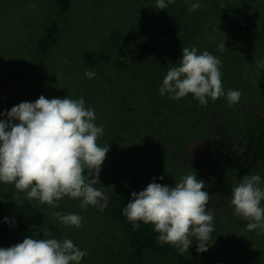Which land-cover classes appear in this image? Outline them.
I'll return each mask as SVG.
<instances>
[{
    "label": "rangeland",
    "instance_id": "374dc122",
    "mask_svg": "<svg viewBox=\"0 0 264 264\" xmlns=\"http://www.w3.org/2000/svg\"><path fill=\"white\" fill-rule=\"evenodd\" d=\"M156 2L70 0L63 10L55 0H0V112L40 95L52 99L58 86L67 85L68 98H83L95 111V123L104 126L97 143L110 148L101 183L94 186L124 204L154 177V182L173 186L194 174L199 158L214 151L222 132L241 143L256 113L264 109V70L257 68V61H264V0H182L165 10L155 9ZM195 2L200 9L188 11ZM220 5L228 7L231 17L221 14ZM53 19L58 30L42 51L38 41ZM233 19L257 22L261 28L239 29ZM115 29L122 34L121 51L109 39ZM184 47H195L198 54L206 50L222 61L225 96L215 102L209 98L207 107L191 94L180 100L160 95L163 78L169 68L179 66ZM87 48L104 50L110 58L88 66L82 59ZM87 70L95 77L85 76ZM229 89L242 93L231 107ZM244 175H259L264 189L262 163L250 173H230L216 194L222 202L210 208L215 219L208 251L197 253L194 240L184 255L199 264H264V233L248 231V221L236 216L229 203L232 188ZM79 205V199L68 197L59 207L28 201L26 193L0 182V247L26 236L70 239L87 252L81 264L128 262L121 223L105 210ZM54 212L79 214L83 226H64ZM45 231L51 236H43ZM146 257L150 264H181L152 252Z\"/></svg>",
    "mask_w": 264,
    "mask_h": 264
},
{
    "label": "clouds",
    "instance_id": "9594fccd",
    "mask_svg": "<svg viewBox=\"0 0 264 264\" xmlns=\"http://www.w3.org/2000/svg\"><path fill=\"white\" fill-rule=\"evenodd\" d=\"M172 0H157L155 9L165 10ZM35 7V4L30 5ZM200 3H192L188 11H196ZM225 44L221 45V50ZM222 61L195 47L182 48L179 66L168 69L159 88L160 95L180 100L191 94L202 107L209 98L215 102L225 96L220 68ZM264 70V61H257ZM96 73L85 72L89 79ZM242 93L229 89V107L240 101ZM0 182L14 185L26 193L27 200L59 207L64 197L79 199L80 207H96L103 212L108 207V195L100 188V172L110 148L99 146L104 126H97L96 114L85 105L83 98L48 99L40 95L35 101H23L6 112H0ZM163 176L159 177L163 180ZM139 191L131 192L123 215L134 229L139 222L154 226L158 242L175 247L180 254L189 251L197 242V253L208 251L214 231V210L208 208L210 195L205 182L189 174L173 186L154 182ZM259 175H244L232 188L230 205L234 214L248 221V231L264 233V189ZM64 226L80 228L82 216L75 213L54 212ZM4 220L8 222V218ZM14 226L15 221H11ZM43 236H51L45 231ZM194 237L195 239H192ZM87 255L70 239H35L26 236L22 242L0 247V264H81Z\"/></svg>",
    "mask_w": 264,
    "mask_h": 264
},
{
    "label": "trees",
    "instance_id": "16d2710c",
    "mask_svg": "<svg viewBox=\"0 0 264 264\" xmlns=\"http://www.w3.org/2000/svg\"><path fill=\"white\" fill-rule=\"evenodd\" d=\"M180 1L182 0H172L169 6L174 7ZM199 1L209 3L212 0ZM55 2L61 9H69L70 0H55ZM220 11L223 16L231 17L227 6L220 5ZM233 23L239 29L255 30L261 28L257 22L242 23L233 19ZM57 30V21L53 19L51 23L45 26L46 34L39 39L38 49L46 50L49 47L50 36L55 34ZM121 38V32L116 29L112 31L109 37L113 45L120 51ZM109 58L110 56L101 49L87 48L82 54L83 61L92 67L99 66L101 61ZM117 62L123 65L122 59L119 58ZM68 95L69 87L67 85L58 86L54 90V98H64ZM261 163L264 164V109L256 113L241 143H234L224 131L216 143L214 151L206 152L199 158L194 174H196L197 179L205 182L204 190L208 191L211 197L208 208L217 206L222 202L216 194L224 188L225 180L230 173H250L257 169ZM126 204L112 198L108 199V207L105 209L121 223L124 230L129 261L120 264H150L146 257L148 252L169 257L181 264H199L191 257L180 254L175 247L168 244L161 245L157 239L159 234L155 232L153 225L139 222V227L134 229L132 223L123 215V208Z\"/></svg>",
    "mask_w": 264,
    "mask_h": 264
}]
</instances>
